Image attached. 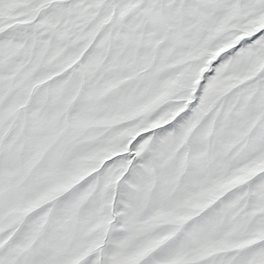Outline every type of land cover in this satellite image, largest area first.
Here are the masks:
<instances>
[{
	"label": "snow or ice",
	"instance_id": "6c2138e0",
	"mask_svg": "<svg viewBox=\"0 0 264 264\" xmlns=\"http://www.w3.org/2000/svg\"><path fill=\"white\" fill-rule=\"evenodd\" d=\"M0 264H264V0H0Z\"/></svg>",
	"mask_w": 264,
	"mask_h": 264
}]
</instances>
